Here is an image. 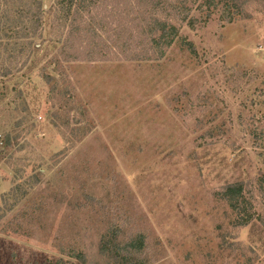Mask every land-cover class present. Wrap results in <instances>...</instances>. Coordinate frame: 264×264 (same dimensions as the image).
I'll list each match as a JSON object with an SVG mask.
<instances>
[{
    "label": "rangeland",
    "instance_id": "374dc122",
    "mask_svg": "<svg viewBox=\"0 0 264 264\" xmlns=\"http://www.w3.org/2000/svg\"><path fill=\"white\" fill-rule=\"evenodd\" d=\"M95 5L91 59L0 36V264H121L112 235L135 264H264V0Z\"/></svg>",
    "mask_w": 264,
    "mask_h": 264
},
{
    "label": "trees",
    "instance_id": "16d2710c",
    "mask_svg": "<svg viewBox=\"0 0 264 264\" xmlns=\"http://www.w3.org/2000/svg\"><path fill=\"white\" fill-rule=\"evenodd\" d=\"M97 0H0V36L13 39L14 43L9 48H4L3 53H8L9 59L15 54L21 55L24 52L36 53L40 47L36 40H42L43 36L49 32L50 44L61 45L60 54L68 61L78 60L82 55L86 59H91L95 52L104 54L101 37L95 41L97 29L93 28V20L96 15L92 14ZM19 3L12 17L9 12L10 5ZM1 19H4L1 22ZM104 24V21H100ZM154 34L149 41L152 50L171 48L179 39L178 29L169 22L160 19H153ZM12 26V27H11ZM97 27V26H94ZM22 39H27L26 43H20ZM47 43V44H48ZM0 45L3 40L0 39ZM140 45V44H138ZM105 48V47H104ZM133 48V47H132ZM137 48V47H136ZM106 50V48H105ZM79 54V55H78ZM18 57V56H17ZM15 57V59L17 58ZM97 59L101 56L97 54ZM67 62L66 60H64ZM8 70L3 69L0 77H5ZM51 76H45L46 83H50ZM231 209L238 210V198L241 196L240 186H228L224 192ZM239 225H245L249 220L241 219ZM106 244L111 241L112 256L117 258L121 264H135L134 257L142 252L144 248L143 238H128L125 241H116L106 238ZM109 246V245H108ZM108 246H102V252H106ZM84 260L81 259V263Z\"/></svg>",
    "mask_w": 264,
    "mask_h": 264
}]
</instances>
